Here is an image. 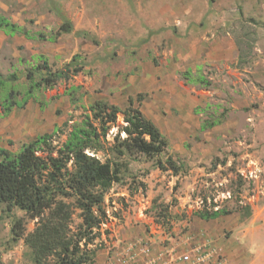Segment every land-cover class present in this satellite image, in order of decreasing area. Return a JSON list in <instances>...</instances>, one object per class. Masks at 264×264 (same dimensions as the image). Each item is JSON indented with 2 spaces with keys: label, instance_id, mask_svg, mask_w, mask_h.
<instances>
[{
  "label": "rangeland",
  "instance_id": "374dc122",
  "mask_svg": "<svg viewBox=\"0 0 264 264\" xmlns=\"http://www.w3.org/2000/svg\"><path fill=\"white\" fill-rule=\"evenodd\" d=\"M0 16L22 29H0V147L16 152L51 132L59 146L94 100L120 108L95 153L118 176L104 194L95 264L112 245L148 235L207 236L224 264H264V0H0ZM65 20L73 30L56 35ZM73 56L78 73L2 114L6 91L28 88L27 70L45 58L56 71ZM130 99L160 130L165 152L113 151ZM167 156L177 174L157 168ZM213 204L239 210L195 215ZM20 218L31 231L35 219L0 203V264H33L23 240L12 239Z\"/></svg>",
  "mask_w": 264,
  "mask_h": 264
},
{
  "label": "trees",
  "instance_id": "16d2710c",
  "mask_svg": "<svg viewBox=\"0 0 264 264\" xmlns=\"http://www.w3.org/2000/svg\"><path fill=\"white\" fill-rule=\"evenodd\" d=\"M0 29L9 33L22 31L4 16H0ZM72 30V24L65 20L56 35ZM80 70L76 56L56 71H52L43 58L27 70L25 76L30 83L25 91L15 88L6 91L1 103L2 114L14 107H23L36 90L52 87L59 79H69ZM36 74L39 80H34ZM3 86L4 80L0 78V89ZM129 101L124 111L125 124L119 130L124 136L120 138L118 134L113 151L120 155L127 152L152 157L165 152L167 142L158 127L139 108L131 106V99ZM119 112L117 105L97 99L88 106L81 124L72 127L59 146L53 143L55 132H51L36 136L16 152L0 147V203L5 204L8 211L17 207L29 219L36 220L29 232L25 231L21 218L11 227L12 239L23 240L30 249L33 264H95L96 251L104 245L102 239L95 244L106 221L102 208L104 194L118 181L114 163L108 158L101 160L95 153L116 123ZM156 166L174 174L180 170L171 156L164 161L157 160ZM245 209L249 211L247 206ZM238 210L239 206L228 210L215 209L214 204L203 205L195 215L202 220H212ZM75 211L78 222L73 218Z\"/></svg>",
  "mask_w": 264,
  "mask_h": 264
},
{
  "label": "built area",
  "instance_id": "2783aa9c",
  "mask_svg": "<svg viewBox=\"0 0 264 264\" xmlns=\"http://www.w3.org/2000/svg\"><path fill=\"white\" fill-rule=\"evenodd\" d=\"M172 239V237H170ZM149 235L112 245L105 264H224L220 249L207 236L155 242Z\"/></svg>",
  "mask_w": 264,
  "mask_h": 264
}]
</instances>
